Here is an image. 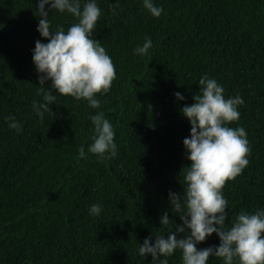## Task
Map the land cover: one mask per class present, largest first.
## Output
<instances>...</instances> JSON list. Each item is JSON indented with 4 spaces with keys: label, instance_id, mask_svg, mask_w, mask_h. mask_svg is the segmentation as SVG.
<instances>
[{
    "label": "trees",
    "instance_id": "trees-1",
    "mask_svg": "<svg viewBox=\"0 0 264 264\" xmlns=\"http://www.w3.org/2000/svg\"><path fill=\"white\" fill-rule=\"evenodd\" d=\"M96 3L101 15L91 38L105 47L116 78L92 108L59 95L51 81L39 85L35 43L49 41L37 31L38 0H0V264H152L140 244L151 237L154 245L183 224V210L170 211L169 192L186 187L180 174L191 165L183 143L191 124L181 109L195 103L204 75L226 99L244 100L228 126L245 129L249 163L222 189L226 227L241 211L264 210V0H152L163 9L159 17L143 0ZM45 8L53 30L78 23ZM146 38L152 47L135 54ZM41 88L56 95L43 120L33 108L34 100L44 103ZM100 112L114 130L112 158L88 151L96 135L90 117ZM93 204L99 215H90ZM165 212L170 222L162 226ZM219 244L214 233L197 247ZM160 259L182 264V252Z\"/></svg>",
    "mask_w": 264,
    "mask_h": 264
},
{
    "label": "clouds",
    "instance_id": "clouds-1",
    "mask_svg": "<svg viewBox=\"0 0 264 264\" xmlns=\"http://www.w3.org/2000/svg\"><path fill=\"white\" fill-rule=\"evenodd\" d=\"M144 7L154 16L159 17L163 9L143 0ZM45 5L51 10L64 13L75 18L78 23L72 24L67 31L62 26L51 28V20ZM115 7H119L117 3ZM34 15L38 18L37 31L49 42L37 40L33 54V62L39 76V85L51 81V88L59 95L72 96L76 99H87L90 107L99 108L100 101L95 94L106 93L116 78V70L112 59L106 53L99 40L92 39L91 34L101 15L96 0H89L81 8L80 0H38ZM152 47L150 38L142 47L135 49V54L143 55ZM200 94H195L194 104L184 106L181 113L191 124V136L183 143L188 150L187 159L190 166H185L180 175L186 187L183 193L169 192L170 211L181 212L182 225L165 236H156L153 245L149 237L140 244L141 257L151 255L152 264H169L168 259L177 249L182 252V264H207L210 257L220 258L223 264H264V210L253 214L241 211L226 227L229 217L226 212L228 202L222 195V189L229 180H234L248 165L246 156L249 153L246 131L243 127L232 128L228 124L238 121L239 105L244 103L240 96L226 99L224 88L215 79L204 75L198 82ZM43 92L44 103L33 101V108L40 119L44 112L55 103L56 95L48 90ZM180 100L184 96L177 92ZM43 110V111H42ZM10 128L19 133L21 125L15 117H8ZM95 126L96 135L88 151L98 154L101 159L110 152L108 158L117 155L114 142V130L103 112L90 117ZM81 157L85 156L83 146L79 149ZM101 206L93 204L90 215H99ZM170 222L165 212L161 225ZM220 239L219 246L200 249L197 245L212 234ZM178 234H184L178 239Z\"/></svg>",
    "mask_w": 264,
    "mask_h": 264
}]
</instances>
